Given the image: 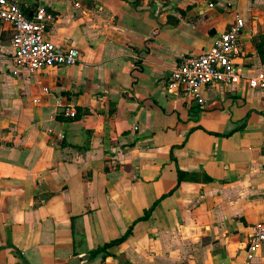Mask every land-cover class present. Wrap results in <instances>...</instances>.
Instances as JSON below:
<instances>
[{"label": "crops", "instance_id": "obj_1", "mask_svg": "<svg viewBox=\"0 0 264 264\" xmlns=\"http://www.w3.org/2000/svg\"><path fill=\"white\" fill-rule=\"evenodd\" d=\"M12 1L28 17L44 5L45 39L81 58L18 68L0 20V264H23L6 245L27 264H244L264 221V90L208 85L201 110L168 79L236 13L237 63L264 71V0Z\"/></svg>", "mask_w": 264, "mask_h": 264}, {"label": "built area", "instance_id": "obj_2", "mask_svg": "<svg viewBox=\"0 0 264 264\" xmlns=\"http://www.w3.org/2000/svg\"><path fill=\"white\" fill-rule=\"evenodd\" d=\"M75 6L80 8V3ZM0 20L12 25L14 34L13 62L35 74L44 67L72 66L79 63L81 52L74 47H63L45 39V33L55 20L54 14L44 5H39L32 17H28L22 6L12 0H0ZM247 22L236 13L233 23L222 33L211 49L202 55H185L171 71L168 79L169 90H180L198 104L201 110L207 106L204 87L213 84L237 85L245 79L251 88L264 90V71L244 77L237 59L242 53L241 32ZM43 94L50 93L42 88ZM41 101L40 97L34 100ZM74 106L65 108L68 118L77 116ZM64 137V135H60ZM264 245V221L251 226L248 235V251L244 264H252L255 252ZM224 264V263H223Z\"/></svg>", "mask_w": 264, "mask_h": 264}, {"label": "water", "instance_id": "obj_3", "mask_svg": "<svg viewBox=\"0 0 264 264\" xmlns=\"http://www.w3.org/2000/svg\"><path fill=\"white\" fill-rule=\"evenodd\" d=\"M3 248H14L18 256L21 258L22 263L27 264V262L22 257V253L19 250H17L13 245H6ZM89 258H90L89 254L83 255L82 257H73L68 261L67 264H81L83 261L88 260Z\"/></svg>", "mask_w": 264, "mask_h": 264}, {"label": "trees", "instance_id": "obj_4", "mask_svg": "<svg viewBox=\"0 0 264 264\" xmlns=\"http://www.w3.org/2000/svg\"><path fill=\"white\" fill-rule=\"evenodd\" d=\"M131 230H129L122 238L120 239H116V240H113L109 243H107L106 245H104L102 248H98L96 249L95 251L92 252V255H96L98 252L102 251V250H106L107 248H109L110 246H113L115 244H118L120 242H122L123 240L126 239V237L130 234Z\"/></svg>", "mask_w": 264, "mask_h": 264}]
</instances>
